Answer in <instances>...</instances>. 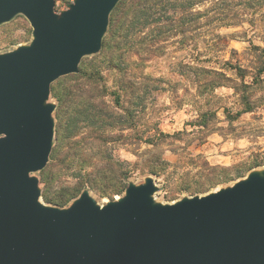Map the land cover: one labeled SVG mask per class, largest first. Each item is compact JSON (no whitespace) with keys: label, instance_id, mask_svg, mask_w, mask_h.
<instances>
[{"label":"water","instance_id":"1","mask_svg":"<svg viewBox=\"0 0 264 264\" xmlns=\"http://www.w3.org/2000/svg\"><path fill=\"white\" fill-rule=\"evenodd\" d=\"M120 0H0V24L21 14L29 43L0 52V264H264V167L205 194L160 202L152 175L98 203L40 200L36 172L53 147L52 83L100 51Z\"/></svg>","mask_w":264,"mask_h":264},{"label":"rangeland","instance_id":"2","mask_svg":"<svg viewBox=\"0 0 264 264\" xmlns=\"http://www.w3.org/2000/svg\"><path fill=\"white\" fill-rule=\"evenodd\" d=\"M71 2L73 0H55V11L66 9ZM256 15L260 18L256 26L245 21L219 30L232 34L228 48L216 54L219 58H228L234 63L236 55L231 54L232 48L240 53L241 64H247L244 58L248 56L244 52L248 40L260 43L264 37V12ZM204 29L194 28L191 34H202ZM31 32L28 20L21 14L0 24V52L29 43ZM108 34L109 31L106 36ZM117 41L118 38L111 37L107 47L83 57L79 66L81 73L61 76L52 83L59 97L57 100L50 94L49 99L55 104L52 148L58 153L35 173L42 202L67 206L74 198L63 205L56 201L66 198L69 189L84 181L91 196L101 204L122 195L124 183H141L147 175H152L159 188L155 199L173 202L183 196L207 193L191 195L184 190L203 181L200 171L223 174L220 169L203 170L199 166L201 160L210 166L226 168L231 178L209 191L244 177L256 157L264 160V104L236 120H229L224 110L234 113L240 108L238 95L232 88L239 81L233 70H224L230 80L218 76L206 79L195 68L208 63L194 61L195 51L180 44H167L165 49L153 51L151 55L143 50L142 39L122 52L123 45L118 49L114 47ZM120 53L125 67L118 70L112 64L120 60ZM186 63L192 64L194 69L184 66ZM143 76L157 80H144ZM117 90L121 93L120 100L115 98ZM253 98L256 101L264 98V85L255 89ZM120 103L132 112L123 125L120 120L125 115ZM82 110L99 113L103 125L94 120L84 124L77 133H70L68 124ZM202 113L205 115L201 118ZM200 119L206 120V128L192 124ZM156 130L169 136L159 137L153 144L140 141L141 134L145 138ZM158 160H166L169 165L156 174L150 173L152 164ZM259 167L264 165L256 168Z\"/></svg>","mask_w":264,"mask_h":264},{"label":"trees","instance_id":"3","mask_svg":"<svg viewBox=\"0 0 264 264\" xmlns=\"http://www.w3.org/2000/svg\"><path fill=\"white\" fill-rule=\"evenodd\" d=\"M69 5V4H68ZM257 12H264V0H120L112 10L107 31L103 37L102 47H107L110 38H118L115 43V48L118 49L123 45L125 48L122 51H127L133 47L137 39H142L145 44L143 49L149 54L153 51L163 50L167 44H180L182 47L195 51L193 60L198 63H208L207 66H199L195 69L202 73L203 77L208 79L211 76L222 77L230 80L224 70H233L238 82L232 85L234 92L238 95V108L234 113L224 108L228 113L229 120H236L244 113L253 112L259 105L264 104V98L254 100L253 94L256 88H261L264 85V37L260 43H255L253 40H248V46L244 52L247 58L246 65L241 64L240 53L235 49H230L231 54H235V62H230V59L219 58L216 54L224 52L228 48L229 40H232V34L220 33L221 28L229 26H237L247 21L252 26L260 21L257 17ZM248 18V20H245ZM256 23V24H255ZM204 27V33L191 34L194 28ZM109 31L108 36H106ZM181 35L180 38H177ZM200 37V38H199ZM174 40H171L173 39ZM122 41L120 44L119 42ZM126 49V50H125ZM139 57V56H138ZM192 57V56H191ZM140 58V57H139ZM140 60H146L141 59ZM189 60V61H193ZM82 61V60H81ZM81 63V62H80ZM218 64L220 67L214 66ZM80 66V64H79ZM189 69H194L190 63L184 64ZM114 69H124L122 54L120 60L112 64ZM124 72V71H123ZM81 73L80 67L77 75ZM69 75V74H68ZM249 77V80H246ZM144 80H157L150 76H143ZM124 80H127L124 77ZM235 80V79H233ZM50 94L52 97L58 96L55 88L51 85ZM71 95V94H70ZM117 100L121 99V93L117 90L115 94ZM120 109L124 113V119L120 120L122 125L127 122L129 116L132 115L131 109L120 103ZM77 116L72 117L68 124L70 133H77L84 124H89L96 121L101 124L99 113H89L86 110L76 113ZM205 113H202V118ZM193 125L206 128L208 126L206 120H197ZM55 132V129H54ZM57 138L60 137V126L56 128ZM139 136L140 141L153 144L155 140L162 136H169L163 132L156 130L148 133L145 138ZM57 150L52 148L49 158H54L57 155ZM150 168V173L156 174L169 163L166 160L155 161ZM264 165L262 158H255L248 167V170ZM200 168L220 169L223 174L210 175L211 172L200 171L203 181L194 187L186 186L184 190L191 193L208 192L212 187L220 183L227 182L231 178L226 173V168L220 166H210L206 161L201 160ZM126 183L123 184V190L126 188ZM86 188L84 181L77 183L75 187L69 189L66 198H59L58 203L65 204L68 199H73L78 196L83 189ZM47 199V198H46Z\"/></svg>","mask_w":264,"mask_h":264}]
</instances>
